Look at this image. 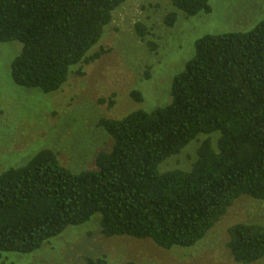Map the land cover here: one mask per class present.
<instances>
[{
  "label": "trees",
  "instance_id": "16d2710c",
  "mask_svg": "<svg viewBox=\"0 0 264 264\" xmlns=\"http://www.w3.org/2000/svg\"><path fill=\"white\" fill-rule=\"evenodd\" d=\"M125 0H0V42H19L11 79L44 94L59 91L72 67L91 53ZM171 28L180 12L209 13V0H170ZM143 37L146 30L136 25ZM155 47V45L153 46ZM74 70V69H73ZM82 75V72H79ZM131 97L142 102L134 91ZM170 103L122 119H101L112 140L93 170L74 173L42 150L0 174V255L32 254L70 226L99 215L105 238L150 240L164 250L199 243L242 196L264 201V20L249 32L206 35L172 83ZM189 170L161 173L199 135ZM215 138V144L214 140ZM227 249L237 264L264 258V226L241 223ZM82 264H108L104 257ZM135 264V263H125Z\"/></svg>",
  "mask_w": 264,
  "mask_h": 264
},
{
  "label": "rangeland",
  "instance_id": "374dc122",
  "mask_svg": "<svg viewBox=\"0 0 264 264\" xmlns=\"http://www.w3.org/2000/svg\"><path fill=\"white\" fill-rule=\"evenodd\" d=\"M209 6V13L195 17L178 12L168 28L164 18L173 11L170 0H125L91 52L103 51L102 56L72 67L66 84L51 94L13 83L11 64L22 44L0 42V174L25 165L42 150L57 153L61 165L74 173L93 170L97 154L113 145L98 127L101 119H122L137 110L152 112L168 105L173 80L193 59L199 39L249 32L264 20V0H209ZM136 25L146 30L143 37ZM134 91L142 102L133 100ZM218 136L199 135L159 171L189 170L201 142ZM99 221L96 215L70 226L32 254L3 253L0 264H82L87 257H104L108 264H237L227 249L228 231L241 223L264 226V201L240 197L189 249L164 250L150 240L105 238ZM252 264H264V258Z\"/></svg>",
  "mask_w": 264,
  "mask_h": 264
}]
</instances>
